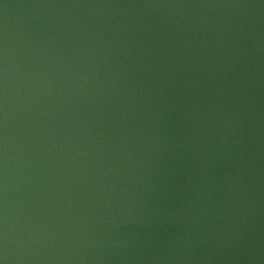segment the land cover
<instances>
[{"label": "water", "instance_id": "1", "mask_svg": "<svg viewBox=\"0 0 264 264\" xmlns=\"http://www.w3.org/2000/svg\"><path fill=\"white\" fill-rule=\"evenodd\" d=\"M0 264H264V0H0Z\"/></svg>", "mask_w": 264, "mask_h": 264}]
</instances>
